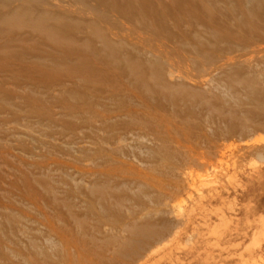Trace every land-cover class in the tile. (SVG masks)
I'll list each match as a JSON object with an SVG mask.
<instances>
[{
	"label": "rangeland",
	"instance_id": "obj_1",
	"mask_svg": "<svg viewBox=\"0 0 264 264\" xmlns=\"http://www.w3.org/2000/svg\"><path fill=\"white\" fill-rule=\"evenodd\" d=\"M0 264H264V0H0Z\"/></svg>",
	"mask_w": 264,
	"mask_h": 264
}]
</instances>
